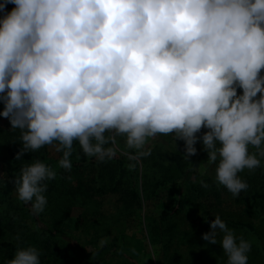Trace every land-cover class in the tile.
<instances>
[{"label": "clouds", "instance_id": "9594fccd", "mask_svg": "<svg viewBox=\"0 0 264 264\" xmlns=\"http://www.w3.org/2000/svg\"><path fill=\"white\" fill-rule=\"evenodd\" d=\"M262 69L264 0H0V117L20 133L18 160L50 146L70 171L78 144L88 158L119 153L134 169L171 135L188 162L199 140L207 160L198 167L215 165L214 182L238 197L249 187L240 173L264 162ZM56 177L33 158L11 182L39 216ZM208 224L202 239L221 246L224 264H248L252 242L219 214ZM41 255L17 246L4 264H41Z\"/></svg>", "mask_w": 264, "mask_h": 264}, {"label": "rangeland", "instance_id": "374dc122", "mask_svg": "<svg viewBox=\"0 0 264 264\" xmlns=\"http://www.w3.org/2000/svg\"><path fill=\"white\" fill-rule=\"evenodd\" d=\"M7 7L10 10L14 5ZM261 72L264 73V69ZM0 127L10 129L9 120L0 117ZM203 131L206 129L198 135ZM172 141L171 135L160 134L152 141V154L135 162L132 179L138 195L135 198L131 196L129 168L125 173L109 171L111 168L105 162L98 161L96 165H85L74 172L58 168L71 176L65 191L61 190L62 195L59 188L56 192L60 197L56 199L61 202L60 212L45 215V219L62 231L60 237L49 244L36 230L32 215L19 210L20 202L8 207L0 198V244L4 237L15 241L17 246H35L42 253L41 264H173L175 255L179 256L180 264H224L226 257L221 246L202 239V234L209 231L208 221L211 220L207 218L219 214L253 228L227 224L238 236L243 235L252 242L248 264H264V162L254 172L245 169L240 173L249 187L234 198L214 182L215 165L206 169L203 165L198 167L207 160L199 140L195 145L197 154L190 156L189 162L182 157L183 141H175L176 150ZM78 148L77 144L76 150ZM41 149L43 156L40 157L51 160L56 169L60 154L50 146ZM180 163L189 168L181 188L162 185L165 176L173 180L179 175L173 173H179ZM98 170H101L100 177ZM201 181L209 186L202 187ZM50 184L48 181V187ZM98 185L104 192H95ZM113 187L117 191H112ZM72 190L83 192L78 195L79 200H75ZM11 191L15 195L13 187ZM180 193L182 208L172 213ZM104 236L109 237V243L99 247ZM217 239L219 241V237ZM0 255L4 256L3 264L12 257L5 250Z\"/></svg>", "mask_w": 264, "mask_h": 264}, {"label": "trees", "instance_id": "16d2710c", "mask_svg": "<svg viewBox=\"0 0 264 264\" xmlns=\"http://www.w3.org/2000/svg\"><path fill=\"white\" fill-rule=\"evenodd\" d=\"M20 133L18 130H14L12 128L10 129H4L0 127V166L2 169V173L4 174L3 177H0V198L2 200L3 205L11 206L14 204V202L19 203L20 201L16 198V195H14L11 191L12 187L14 189V185L11 182L15 175L19 173L20 167L28 161H31L33 158H39L42 155V149H40L38 152L35 153H25L22 155V157L18 160L16 159V154L21 148L20 140H19ZM77 153H79V159L76 158ZM76 156L72 157V168L73 172L75 170L81 169V167L86 166H93L97 164V160L95 158H88L84 156V154L78 150L75 152ZM43 156V155H42ZM45 163L52 166V161H47L46 159H42ZM177 162H179L177 160ZM130 161L121 154H117L114 158L111 160H106L105 164L107 167L111 168L109 171L119 170L123 173H125L128 169V164ZM179 173H173L179 174L175 179H171L168 176L164 177V181H162V185L168 186V188H173L174 186L178 185L179 189L181 188L183 182L185 181L184 176L187 174L189 168L186 164L180 163L178 166ZM127 168V169H126ZM136 169V167L134 168ZM134 169H129L131 172H129L130 179L132 181L133 179V171ZM103 170V169H102ZM57 171V177L54 180L49 181L50 187H48L46 196L47 201L49 203L48 207L44 211V214H40L39 216H34L31 214L30 207L28 205L23 204L20 202L19 210H26L28 211L32 217L35 219L36 223V230L40 231L44 237L47 238L46 243L49 244V242L52 241V239L59 238L62 234V231L55 227L45 219L46 216H51L52 213H58L61 210V202L59 200L60 197L56 196V192L59 188V193L62 195L61 190L65 191L66 189V183L69 180L71 174H68V172L59 170L58 167H56ZM101 170L97 171V175L100 177ZM97 176H95V179ZM181 180V182H179ZM192 186L195 187L194 183H192ZM131 196L132 198L137 197V193L134 191V182L131 183ZM61 188V189H60ZM112 191H117L116 187H113L111 189ZM104 192L103 187L98 185V188L95 189V192ZM72 193L74 194L75 200H79L81 197L78 195H81L83 192L79 191L77 193H74L72 190ZM183 199L181 197V193L178 195V197L175 199V207L172 213L178 212L182 208ZM226 224L232 225V226H238V227H246L249 230H253V228L244 222L234 220L231 218H223L221 217ZM208 220H212V217H208ZM17 245L15 244V241L8 240L3 237L1 244H0V253H3V250L9 252L12 254L16 249ZM10 256V254L8 255ZM4 256L0 255V264H3ZM173 264H180V258L179 256L175 255L173 257Z\"/></svg>", "mask_w": 264, "mask_h": 264}]
</instances>
